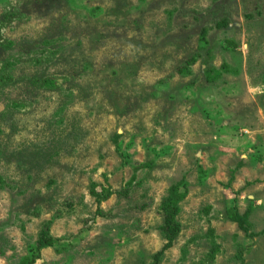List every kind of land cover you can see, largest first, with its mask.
<instances>
[{
    "label": "rangeland",
    "instance_id": "374dc122",
    "mask_svg": "<svg viewBox=\"0 0 264 264\" xmlns=\"http://www.w3.org/2000/svg\"><path fill=\"white\" fill-rule=\"evenodd\" d=\"M28 259L264 264V0H0V264Z\"/></svg>",
    "mask_w": 264,
    "mask_h": 264
},
{
    "label": "trees",
    "instance_id": "16d2710c",
    "mask_svg": "<svg viewBox=\"0 0 264 264\" xmlns=\"http://www.w3.org/2000/svg\"><path fill=\"white\" fill-rule=\"evenodd\" d=\"M42 240H40L38 243H37V246H36V250H40V249H44L45 247H47L48 245H51L53 240L52 238L48 235H45V236H42L41 237ZM25 264H33L35 262L34 259H28V260H25L24 261Z\"/></svg>",
    "mask_w": 264,
    "mask_h": 264
}]
</instances>
